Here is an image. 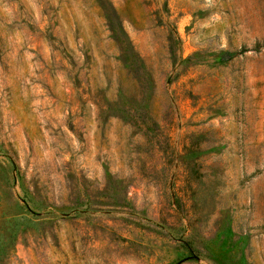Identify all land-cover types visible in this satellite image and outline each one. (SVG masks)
I'll list each match as a JSON object with an SVG mask.
<instances>
[{"label": "rangeland", "instance_id": "rangeland-1", "mask_svg": "<svg viewBox=\"0 0 264 264\" xmlns=\"http://www.w3.org/2000/svg\"><path fill=\"white\" fill-rule=\"evenodd\" d=\"M0 264H264V0H0Z\"/></svg>", "mask_w": 264, "mask_h": 264}, {"label": "trees", "instance_id": "trees-1", "mask_svg": "<svg viewBox=\"0 0 264 264\" xmlns=\"http://www.w3.org/2000/svg\"><path fill=\"white\" fill-rule=\"evenodd\" d=\"M106 22L109 28V31L112 33V37L119 40V42H123L125 40H123L120 35L116 32L114 21H113V17L108 16L106 17ZM124 47V46H123ZM126 48L124 47L123 51L121 52V56H122V61H127L128 56L126 55ZM225 56V60L229 59L232 54L229 52H225L224 54ZM139 62L138 59L134 60V61H129L128 62V67L130 69H136V67H142L141 63L138 64V66H134L136 62ZM138 77L140 76V74H137ZM142 79L144 78V80L146 79V75L144 73H142L141 75ZM146 81V80H145ZM106 105V104H105ZM143 105H141V103H137V102H124L123 100L119 103V106H116L114 109L116 110V113H118V116L121 117L122 119H127L128 121L131 120V122L136 123L137 120L140 118L139 114H140V110L139 108L142 107ZM44 232H42V236L44 237ZM4 256H8L7 254H4Z\"/></svg>", "mask_w": 264, "mask_h": 264}]
</instances>
